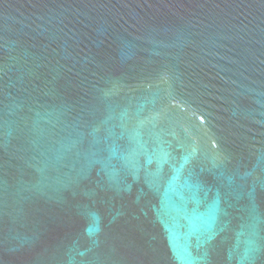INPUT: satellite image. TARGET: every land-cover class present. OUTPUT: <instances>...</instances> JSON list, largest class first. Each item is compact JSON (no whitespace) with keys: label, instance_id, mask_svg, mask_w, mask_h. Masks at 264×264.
Wrapping results in <instances>:
<instances>
[{"label":"water","instance_id":"obj_1","mask_svg":"<svg viewBox=\"0 0 264 264\" xmlns=\"http://www.w3.org/2000/svg\"><path fill=\"white\" fill-rule=\"evenodd\" d=\"M0 264H264V0H0Z\"/></svg>","mask_w":264,"mask_h":264}]
</instances>
